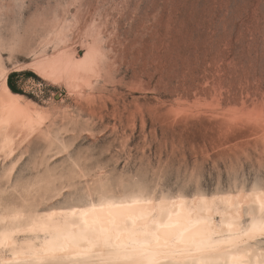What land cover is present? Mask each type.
Here are the masks:
<instances>
[{"label": "rangeland", "instance_id": "obj_1", "mask_svg": "<svg viewBox=\"0 0 264 264\" xmlns=\"http://www.w3.org/2000/svg\"><path fill=\"white\" fill-rule=\"evenodd\" d=\"M62 56L88 71L34 72ZM4 71L38 120L0 150L2 203L264 189V0H0Z\"/></svg>", "mask_w": 264, "mask_h": 264}, {"label": "bare ground", "instance_id": "obj_2", "mask_svg": "<svg viewBox=\"0 0 264 264\" xmlns=\"http://www.w3.org/2000/svg\"><path fill=\"white\" fill-rule=\"evenodd\" d=\"M59 58L34 72L52 78L88 71V56ZM8 77L5 72L0 89V150L14 141L15 127L32 128L38 120ZM15 199L0 200V264H264V189L258 185L236 194L171 199L104 195L47 210L39 208L49 199L45 194Z\"/></svg>", "mask_w": 264, "mask_h": 264}, {"label": "trees", "instance_id": "obj_3", "mask_svg": "<svg viewBox=\"0 0 264 264\" xmlns=\"http://www.w3.org/2000/svg\"><path fill=\"white\" fill-rule=\"evenodd\" d=\"M16 75H17V72H12L9 74L8 85L13 92L19 93V90L16 88V86L12 82L13 77Z\"/></svg>", "mask_w": 264, "mask_h": 264}]
</instances>
